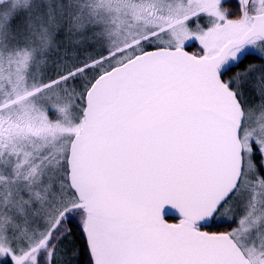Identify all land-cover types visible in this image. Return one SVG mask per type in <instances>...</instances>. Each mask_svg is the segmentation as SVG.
<instances>
[{"label":"snow or ice","instance_id":"6c2138e0","mask_svg":"<svg viewBox=\"0 0 264 264\" xmlns=\"http://www.w3.org/2000/svg\"><path fill=\"white\" fill-rule=\"evenodd\" d=\"M0 264H264V0H0Z\"/></svg>","mask_w":264,"mask_h":264},{"label":"rangeland","instance_id":"374dc122","mask_svg":"<svg viewBox=\"0 0 264 264\" xmlns=\"http://www.w3.org/2000/svg\"><path fill=\"white\" fill-rule=\"evenodd\" d=\"M19 87L21 92H23L24 90L23 81H21ZM29 87H31V84H29ZM31 95H34V93L25 92L23 95L17 97L16 101L14 102L19 104L22 108H26L28 110L27 112L28 120L39 122L35 130L29 128L32 132L31 133L32 135L47 134L49 133L50 129L52 131H61V132H68L71 130L65 124V121H67L69 125L71 124V113L68 111L66 105L58 104L54 101L41 103L39 98L33 101L28 98ZM49 108L55 110L56 116H58L59 119H56V116L48 117L47 115H45V113ZM57 126H59V128ZM15 127H19V126L17 125ZM15 127L13 128V130H15ZM23 128H28L26 123Z\"/></svg>","mask_w":264,"mask_h":264},{"label":"water","instance_id":"95a60500","mask_svg":"<svg viewBox=\"0 0 264 264\" xmlns=\"http://www.w3.org/2000/svg\"><path fill=\"white\" fill-rule=\"evenodd\" d=\"M173 216V213L169 210H166V218H171Z\"/></svg>","mask_w":264,"mask_h":264},{"label":"flooded vegetation","instance_id":"af4514ba","mask_svg":"<svg viewBox=\"0 0 264 264\" xmlns=\"http://www.w3.org/2000/svg\"><path fill=\"white\" fill-rule=\"evenodd\" d=\"M21 130H22V131H25V132L32 133L31 130H30L29 128H22Z\"/></svg>","mask_w":264,"mask_h":264}]
</instances>
